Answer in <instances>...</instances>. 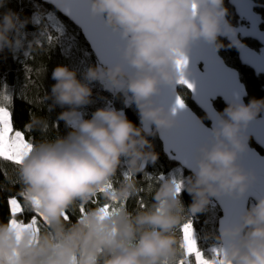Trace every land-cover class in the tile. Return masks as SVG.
Here are the masks:
<instances>
[{"label":"clouds","instance_id":"9594fccd","mask_svg":"<svg viewBox=\"0 0 264 264\" xmlns=\"http://www.w3.org/2000/svg\"><path fill=\"white\" fill-rule=\"evenodd\" d=\"M7 3L0 0V8ZM226 15L223 0H89V16L102 19L123 41L120 59L89 65L79 74L66 65L53 68L55 83L46 99L50 107L63 109L58 119L75 120V127L65 136L34 143L17 165L25 207L32 211L33 198L38 201L50 231L37 237L31 229L0 223V264H175L182 254L175 230L186 217L205 211L212 198L245 196L256 180L241 163L248 152L246 129L264 113V99L232 101L219 113L207 142L195 150L194 169L183 186L192 197L187 210L175 184L165 180L152 193L151 206L134 215L121 209L101 219L97 210H90L68 226L63 219L77 201L87 204L96 197L122 158L132 177L158 159L142 129L122 111L97 108L89 119H76L78 110L91 103L90 85L100 83L111 93H122L141 122L154 126L153 135L178 127L176 114L156 97L179 79L175 62L185 58L190 45L204 41L219 50L224 47L220 36L235 35ZM27 23L11 9L0 13V53L25 47L22 29ZM38 40L29 41L27 48ZM234 44L232 40L229 47ZM137 191L136 181L128 179L115 198L125 200ZM104 195L113 198L110 191ZM217 240L226 243L221 254L225 264H264V196L238 222L221 228Z\"/></svg>","mask_w":264,"mask_h":264},{"label":"trees","instance_id":"16d2710c","mask_svg":"<svg viewBox=\"0 0 264 264\" xmlns=\"http://www.w3.org/2000/svg\"><path fill=\"white\" fill-rule=\"evenodd\" d=\"M253 1L259 5H264V0ZM223 7L227 9L228 23L238 26L240 21L235 17L232 8L228 6L227 0H223ZM7 9H11L19 15L21 20H27L28 23L22 29V35L26 36L25 47L15 52L6 50L0 53V107H4L10 112L14 130L21 131L26 140L37 143L57 135L65 136L74 127L70 123L58 119L59 113L63 109L50 107L51 101L46 99L51 85L55 83L51 79V72L58 65H66L75 69L79 74L89 65L98 63L80 31L49 5L40 0H8L6 7L0 8V13ZM257 11L262 14L264 19V11L260 9ZM262 29H264V23ZM48 36L53 38L51 42H49ZM33 39L39 40L33 47L27 48V43ZM219 42L224 45L223 48L217 50L219 55L228 66L238 71L240 80L246 88L245 103L247 104L252 99H264V76L256 75L249 68L241 66L235 50L229 47L225 40L219 39ZM243 42L251 49H258V45L252 40H244ZM90 87L92 88L91 103L78 110L80 118L89 119L97 108L108 107L122 111L128 120L141 128L135 105L128 101L126 106V97L122 93H111L100 83H93ZM178 94L208 125L204 115L190 101L189 94L181 88L178 89ZM5 96L10 97L11 100H6ZM214 106L219 113L226 107L219 100L214 103ZM35 121H42L40 127L33 126ZM44 124L47 125V128H44ZM153 132L149 136L145 135V137L150 141L152 150L158 155V159L155 163L146 164L142 173L131 178L136 181L138 191L131 198L126 199V203L119 211L126 209L134 215L136 211L151 206L153 203L152 193L160 186L161 182L179 180L184 186L186 179L191 176L162 153L161 145ZM250 145L256 148L252 142ZM256 149L261 152L258 148ZM128 173L130 172L127 161L122 158L115 176L109 181L113 183L115 191L123 181H126L124 178ZM160 177L163 179L160 180ZM22 189L23 185L18 177V166L0 158V223L8 224L10 216L7 200L13 196L17 197L19 203L25 208L22 214L15 217L18 221L27 223L34 215L33 211L25 207ZM179 199L187 210V207L192 203V197L183 187L179 193ZM120 201L123 202V200ZM105 204L116 206L105 197L104 193H98L96 197L83 205L88 213L90 210H97ZM80 205L81 203L77 201L75 205L70 207L65 226L75 223L78 218H81ZM219 215L217 207L210 201L205 211L186 217L183 222L191 221L197 249L203 258L209 261L212 260L211 254L214 250L219 252L220 243L217 240ZM38 226V236L42 231H50L41 220H38ZM180 226L175 230V235L181 243ZM181 253L175 260V264H179L181 259L186 260L187 264H195L194 257H185L182 250Z\"/></svg>","mask_w":264,"mask_h":264},{"label":"water","instance_id":"95a60500","mask_svg":"<svg viewBox=\"0 0 264 264\" xmlns=\"http://www.w3.org/2000/svg\"><path fill=\"white\" fill-rule=\"evenodd\" d=\"M40 1L52 7V9L67 19L80 31L98 64L101 63L100 55H98V53L108 58L111 61V64L119 61V52L115 49H112L110 52L106 51L102 41H98L96 48L94 49L83 27L57 3L53 2V0ZM227 4L232 8L235 17L241 21L244 26L238 27L231 25L235 31V35L231 37V39L226 38L223 35L218 39L225 40L229 45L232 43V40H235L236 44L231 47L237 53L240 65L249 68L256 75L264 76V29H262L264 19L262 18V15L257 12V9L264 10V6L255 3L253 0H227ZM82 15L87 24V18L89 16V0H87L83 7ZM93 27L97 32L103 33V31H105L99 22H96ZM106 31L110 32L111 30L107 28ZM244 40H252L256 42L259 45V49H251L244 44ZM185 59L187 63L183 69V75L188 82L194 84V91H190L187 87L176 82L172 86L162 87L160 95L156 97V100L166 109L172 110L175 107L177 97L180 98L178 89H184L189 94L190 101L193 105L204 115L208 125H206L183 100L184 108L177 109L175 113L176 119L179 124L187 121L193 126L206 129L207 132L203 133V135L208 138L210 135L208 131L215 125L219 117V112L216 110L214 103L219 100L224 106H227V103L232 101L243 102L246 104V88L240 80L238 71L225 63L214 45H210L204 41L192 44L185 55ZM216 72L228 79L229 88L226 90V88L221 85L220 87L225 91L208 96L207 103L205 104L200 98V88L208 86L212 82L213 75ZM140 126L142 133L146 136L151 135L154 131V126L148 123H142L141 120ZM183 132V129L176 127L172 130L162 131L155 134L161 145L162 153L171 161L179 165L181 169L192 175L194 162L193 166H189L181 159L177 158L174 150L168 148L170 142L182 135ZM246 135L249 137L248 152L242 157L241 163L246 170H250L254 173L256 180L242 199L236 200L229 197H222L219 200L216 198L211 199L220 214L217 220L218 236L221 228L238 222V218L242 212L247 210L251 203L255 204L261 196H264V113H261L249 124L246 129ZM250 142H252L261 152L252 147ZM241 202L242 207L237 215V205ZM41 222L44 224L42 220ZM44 225L47 226V223ZM219 243L220 251L226 247V243L220 240Z\"/></svg>","mask_w":264,"mask_h":264},{"label":"snow or ice","instance_id":"6c2138e0","mask_svg":"<svg viewBox=\"0 0 264 264\" xmlns=\"http://www.w3.org/2000/svg\"><path fill=\"white\" fill-rule=\"evenodd\" d=\"M53 2L57 3L65 12L70 14L85 30L93 48H96V44L98 41H102L104 48L106 51H111L115 49L118 52V49L123 46V41L120 39L119 34L113 31H106V27L103 24V21L100 18H92L88 16V23L86 24L83 19V7L87 0H53ZM99 22L100 25L105 29L103 33L97 32L93 25ZM52 37L48 36L49 42L52 41ZM100 55V61L102 64L111 65V61L106 58L104 55L98 53ZM177 71L181 73L177 83L187 87L190 91H194V84L188 82L183 75V69L187 63L185 58L179 59L176 62ZM224 86L226 90L229 88L228 79L216 72L213 75L212 82L208 86H204L200 88V98L202 102L207 103V97L210 95H215L218 92H224L220 86ZM6 100H11L10 97L5 96ZM184 103L181 98L177 97L175 102V107L172 109L175 114L177 109H183ZM38 123H42V121H35ZM75 123V121H73ZM44 128H47V125L44 124ZM178 128L183 129L184 132L179 137L173 139L168 148L175 151L177 158L181 159L184 163L189 166H193L195 150L201 144L207 142L208 138L203 135L207 130L200 128L198 126H193L189 122L185 121L179 124ZM33 142L31 140H26L23 136L22 132L19 130H14L12 121L10 118V112L6 110L4 107H0V158L5 161H10L15 165H19L23 159L30 153L33 147ZM148 177V176H147ZM132 176L128 173L124 179H131ZM152 179L151 177H148ZM160 180L163 177L159 178ZM172 183L175 184L177 195H179L183 184L179 180H172ZM105 191H110L113 193V198L111 201L114 205L105 204L100 206L97 211L100 214V218L103 219L107 216L115 215L119 212V209L124 206L126 203V199L121 202L120 200L115 199V189L113 187L112 182H108L104 188L100 189L98 193H104ZM24 198V197H23ZM98 202V201H93ZM8 211L10 219L8 224L10 227L16 229H31L34 234L38 237L39 226L38 220H42L44 224L47 223L46 218L42 216L39 212V202L33 198V213L30 220L25 223L23 221H18L14 217L18 214H22L25 211L24 206H22L17 197H9L7 200ZM242 207V202L237 205V215ZM81 211V218L87 215V211L83 204L79 207ZM64 221L67 222L68 216L67 213L63 214ZM179 231L181 233V243L180 248L185 257L192 256L195 258V264H225V261L222 258V250L216 252L211 261L203 258L201 252L197 249L196 242L193 239L192 225L191 221L187 220L179 227ZM19 238V237H18ZM179 264H187V261L181 259Z\"/></svg>","mask_w":264,"mask_h":264},{"label":"rangeland","instance_id":"374dc122","mask_svg":"<svg viewBox=\"0 0 264 264\" xmlns=\"http://www.w3.org/2000/svg\"><path fill=\"white\" fill-rule=\"evenodd\" d=\"M80 117H77L76 119L78 120ZM75 121V120H74ZM70 124L73 126V127H75V124H76V121H75V123H73V121L72 122H70ZM254 204H250V206L249 207H251V206H253ZM192 232H193V230H192ZM193 239L195 240V235H194V232H193ZM196 242V241H195ZM216 253V250H214L213 252H212V259H213V256H214V254Z\"/></svg>","mask_w":264,"mask_h":264},{"label":"flooded vegetation","instance_id":"af4514ba","mask_svg":"<svg viewBox=\"0 0 264 264\" xmlns=\"http://www.w3.org/2000/svg\"><path fill=\"white\" fill-rule=\"evenodd\" d=\"M264 6V5H263ZM257 10H259V9H257ZM261 11H264V10H262V9H260ZM258 12V11H257ZM260 13V12H259ZM261 14V13H260ZM262 15V14H261ZM263 18V17H262ZM241 26H244V24L240 21V24L238 25V27H241ZM256 43V42H255ZM257 44V43H256ZM258 45V44H257ZM258 49H259V45H258ZM257 49V50H258ZM254 50V49H253Z\"/></svg>","mask_w":264,"mask_h":264},{"label":"built area","instance_id":"2783aa9c","mask_svg":"<svg viewBox=\"0 0 264 264\" xmlns=\"http://www.w3.org/2000/svg\"><path fill=\"white\" fill-rule=\"evenodd\" d=\"M211 202L213 203V205H215L214 202H213L212 200H211Z\"/></svg>","mask_w":264,"mask_h":264}]
</instances>
